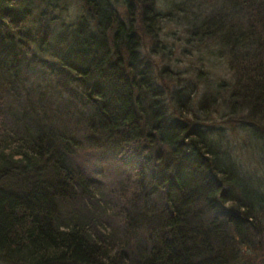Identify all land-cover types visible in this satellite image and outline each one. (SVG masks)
Instances as JSON below:
<instances>
[{
	"label": "trees",
	"instance_id": "obj_1",
	"mask_svg": "<svg viewBox=\"0 0 264 264\" xmlns=\"http://www.w3.org/2000/svg\"><path fill=\"white\" fill-rule=\"evenodd\" d=\"M74 1L0 0V264H264V0Z\"/></svg>",
	"mask_w": 264,
	"mask_h": 264
},
{
	"label": "rangeland",
	"instance_id": "obj_2",
	"mask_svg": "<svg viewBox=\"0 0 264 264\" xmlns=\"http://www.w3.org/2000/svg\"><path fill=\"white\" fill-rule=\"evenodd\" d=\"M67 1H69V3H70L68 17H67V20L69 21L71 19H74L78 15V13H80V10H79L78 4L74 0H67ZM161 1H162V4H163V5H161V7H165L164 4H166V2L168 0H161ZM163 30H164V32L162 33V35H166L167 34V38L165 39V41L167 43V47L168 48L177 49L178 50V49L186 47V45L184 43H181L179 41L181 39V37L183 36V34L181 33L182 29H180V28H178V27H176V26H174L172 24H167V25L163 26ZM175 57H176V59L180 58L178 56V53H177V55ZM210 65H211V63H208V66H210ZM208 66L207 65H203V67H206V69H204V70L212 69V68H210ZM187 68L188 67L186 65L181 66V69H187ZM213 69H214V71L212 70V72L215 73L216 75L220 73V68L213 67ZM218 112H219V114H222L223 110L219 109ZM219 125L220 124H216V126H214V128H212V127L209 128L210 131H208V135L210 137L214 138L216 136V133H218V132L222 133L223 131H226L225 135H227V137H228V138H226V140H230L232 142L236 141V137H235V135L237 134L236 131H233L231 133V131H230V129L228 127H221ZM222 128H224V129H222ZM233 139H235V140H233ZM245 157L248 158L247 156H245ZM238 161H239L240 165H242L241 166L242 168L248 169L250 171H254V168L256 166V162L255 161H252V163H250V160L248 161V160H245V159H239ZM250 255L252 257L254 256L253 253L250 254Z\"/></svg>",
	"mask_w": 264,
	"mask_h": 264
}]
</instances>
